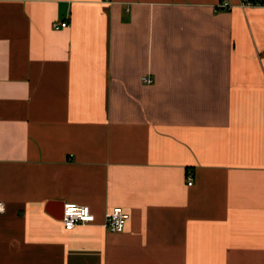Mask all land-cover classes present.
Here are the masks:
<instances>
[{"label":"crops","instance_id":"crops-1","mask_svg":"<svg viewBox=\"0 0 264 264\" xmlns=\"http://www.w3.org/2000/svg\"><path fill=\"white\" fill-rule=\"evenodd\" d=\"M219 1L0 0V264H264V8Z\"/></svg>","mask_w":264,"mask_h":264},{"label":"built area","instance_id":"built-area-1","mask_svg":"<svg viewBox=\"0 0 264 264\" xmlns=\"http://www.w3.org/2000/svg\"><path fill=\"white\" fill-rule=\"evenodd\" d=\"M239 5L243 8H264V0H239ZM217 8L222 11H228L232 8V4L230 0H220ZM65 26V22L53 24L54 29ZM143 82L150 84L152 80L149 77H144ZM186 179L187 185L190 186L192 184V175L189 173ZM0 205H3L5 210L2 202H0ZM127 219L128 214L121 207H114L105 214L102 227L108 232L119 233L123 231ZM93 221L94 215L88 206L75 203H66L63 205L61 223L64 229L72 230L77 226L87 225Z\"/></svg>","mask_w":264,"mask_h":264},{"label":"clouds","instance_id":"clouds-1","mask_svg":"<svg viewBox=\"0 0 264 264\" xmlns=\"http://www.w3.org/2000/svg\"><path fill=\"white\" fill-rule=\"evenodd\" d=\"M4 212V207L3 205H0V213H3Z\"/></svg>","mask_w":264,"mask_h":264}]
</instances>
